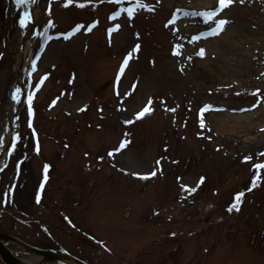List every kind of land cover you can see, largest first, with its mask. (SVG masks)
<instances>
[{
	"label": "rangeland",
	"instance_id": "rangeland-1",
	"mask_svg": "<svg viewBox=\"0 0 264 264\" xmlns=\"http://www.w3.org/2000/svg\"><path fill=\"white\" fill-rule=\"evenodd\" d=\"M34 1L0 0V231L91 264H264V167H253L264 164V0H234L207 21L199 13L219 0H140L155 10L114 19L136 0ZM32 8L21 102L13 95L29 22L20 19ZM220 18L228 23L218 35L193 39ZM76 24L84 27L63 35ZM149 97L153 111L135 118ZM206 104L214 107L201 113ZM210 112L245 115L249 129L221 128ZM201 177L196 192L182 191ZM238 192L239 211L229 212Z\"/></svg>",
	"mask_w": 264,
	"mask_h": 264
},
{
	"label": "snow or ice",
	"instance_id": "snow-or-ice-1",
	"mask_svg": "<svg viewBox=\"0 0 264 264\" xmlns=\"http://www.w3.org/2000/svg\"><path fill=\"white\" fill-rule=\"evenodd\" d=\"M30 0H15V3L17 6L19 5H23V4H27L29 3ZM73 2V0H65V3L66 4H71ZM115 3H117L118 5L121 4V0H114ZM234 2V0H219L218 2V7H215L213 9H210V10H203L199 13V15L201 17H203L206 21L207 20H213L217 14H219L224 8H226L228 5L232 4ZM241 3H243V0H240ZM81 6H83V4H81ZM139 8H149L150 10L154 11L155 9H151L150 8V5L148 4H142L140 2V0H136L135 3H129L128 4V7L126 9H124L123 7L120 8V10L118 11H114L113 13L110 14V19H114L116 17H118L120 14H121V11H126L127 12V15L128 17H131L133 16L134 14V10L136 9H139ZM31 19V14L29 11H24L23 12V15L21 16V19H20V23L21 25H25L29 20ZM175 20H176V16H175V13L173 14L172 18L169 19L168 21H166V24L165 26L169 25V24H173L175 23ZM49 23L51 24L52 21H49ZM99 21L96 20V21H93L92 24L88 25L87 26V29L86 30H91L92 27H94L96 24H98ZM228 21L226 18H220V19H215L214 20V26L210 27L208 29L207 32H202L200 33L199 35L193 37V39H199L201 36H206V35H218L220 31L223 30V27L225 24H227ZM82 27H84L83 24H76L72 29L69 30V32L67 33H64L63 35H65L66 37H70L72 36L75 32H77L78 30H80ZM117 29L120 27V25H116L115 26ZM109 33H111L113 31L112 28H110L109 30ZM137 36H139L140 34L139 33H136ZM182 45L180 44H177L175 45V47L173 48V52L175 53L177 49L181 48ZM140 48V44L137 43L133 49H131L124 57L123 61L121 62L120 66H119V69H118V72H117V75H116V82L118 84V82L120 81V78H121V74H123L125 72V68L126 66L129 64V60L130 58H132L133 56V52H136L138 51ZM198 55L200 56H203L205 55V50L203 48H200L199 49V52H198ZM189 59H191V57H189ZM154 62V61H153ZM32 65H33V69H35V65H36V61H32ZM48 74H45V76H47ZM43 79L44 78H41L40 82H38L35 87L38 89L40 88L41 84L43 83ZM134 88H135V85H134ZM133 88V90H134ZM21 92V89L19 87L16 88L15 90V94L13 95V99H16L18 100L19 99V93ZM255 92L256 93H259L260 92V89H255ZM117 95H119V91L117 90ZM125 96L127 95H130L129 92H126L124 94ZM32 99H33V96L31 93H29L28 95V111H29V115L31 116L33 114V108H32ZM58 99V98H57ZM152 97H149L148 99V104L142 108L140 111L136 112L135 113V118H142L146 113H150L153 111V109L151 107H149L148 105H151L152 103ZM262 100H264V97H261ZM260 101H258L257 103H259ZM56 103V99H54L52 101V104H55ZM255 106V105H253ZM85 108L87 107V105L84 106ZM166 107V105H165ZM214 106L213 105H210V104H206L203 106V108L201 109V113H203L204 110L206 109H211L213 108ZM80 110V109H78ZM172 111H175V109H171ZM133 120H126L124 121V123L126 124H130L132 123ZM29 124L31 126V121H29ZM200 126L203 128L205 126V121L204 119H201L200 120ZM17 141L20 139V136L19 134L17 133L16 134V138H15ZM210 139V137H209ZM0 143H3V138H0ZM126 146V142L125 141H122L121 144L119 145V147L115 148V149H112L110 150L109 152V155L111 156L112 155V152H119L122 148H124ZM219 148V146H217ZM15 148V141H13L12 143V148L9 149L8 151H12L13 149ZM38 150V149H37ZM251 157H244L245 160H248L250 159ZM102 159V158H101ZM157 164H160V161L157 160L156 162ZM45 171H47L48 167H50L49 165L45 164ZM253 167L259 169L261 167H264V164H254ZM259 173H257L258 175ZM134 175H143L145 178H147V176H150V175H155V171L153 172H150V173H147V174H139V173H134ZM179 179V178H178ZM205 178L204 177H201L200 178V181L195 185V186H189L187 184H183L182 185V191L185 190V189H188L190 193H194L197 191V189L199 188L200 186V183L203 182ZM256 179L257 177L254 176L253 177V181H252V186L255 187L256 186ZM250 189H246L245 191H248ZM243 196V192H238L235 194V197L236 199H234V201L232 203L229 204L228 206V211L231 212L233 210H236V211H239V205L240 203L242 202L240 200V197ZM5 201L4 202H7V193L5 194ZM183 198V197H182ZM37 199L39 200V196L37 197ZM101 243H103L101 241Z\"/></svg>",
	"mask_w": 264,
	"mask_h": 264
},
{
	"label": "water",
	"instance_id": "water-1",
	"mask_svg": "<svg viewBox=\"0 0 264 264\" xmlns=\"http://www.w3.org/2000/svg\"><path fill=\"white\" fill-rule=\"evenodd\" d=\"M33 28V25L31 26ZM22 47H21V51L22 52ZM19 73V69L17 74ZM16 120V117H14L12 119L11 122V132H10V136L13 137V124L14 121ZM0 238L5 240V241H13L16 242L18 244H20L21 246H23L27 251L34 253L35 255H40V260L38 263L36 264H47L48 262H53V261H60V262H65L68 264H88L85 261H82L76 257H73L71 255L65 254V253H61V252H57V251H53L51 249H44V248H39L36 246H32L26 242H24L23 240L10 235V234H6V233H2L0 232ZM0 260H2L3 262H5L6 264H25L23 262H21L20 260L16 259V257L13 256V254L6 249V247L3 245V242L0 241Z\"/></svg>",
	"mask_w": 264,
	"mask_h": 264
},
{
	"label": "bare ground",
	"instance_id": "bare-ground-1",
	"mask_svg": "<svg viewBox=\"0 0 264 264\" xmlns=\"http://www.w3.org/2000/svg\"><path fill=\"white\" fill-rule=\"evenodd\" d=\"M183 3V2H182ZM30 14H31V19L28 21L29 23H33V21H34V19H35V15H36V11H35V9H34V11H33V8L32 9H30ZM28 34L29 33H25L24 34V38L21 40V42L20 43H22L23 44V51L19 54V58H18V66H19V76L21 77V71H20V69L22 68V66H23V64H24V60H25V51L27 50V48H28V46H29V37H28ZM220 39V37H217L215 40L217 41V40H219ZM211 42H207V43H205V44H207V45H211L210 44ZM202 65H205V66H207V67H209L211 70L212 69H215V68H218L217 66L216 67H214V66H212L211 65V61H209L208 59H204L203 60V62H202ZM207 116H209V118L210 119H212L213 121H215L217 124H218V126H220L221 128H237V129H239V128H243L242 130H246V129H249V128H245L246 127V123H248V122H244V121H242L241 119H243V120H247V118H244L245 117V115H239V114H223L222 112H210V113H208V115ZM246 116H248V117H250L251 115L249 114V115H246ZM243 117V118H242ZM248 121V120H247ZM233 130V129H232ZM17 259H19V260H21L22 262H24V263H27V264H32L33 263V261H35V257H30V258H25V257H19V258H17Z\"/></svg>",
	"mask_w": 264,
	"mask_h": 264
}]
</instances>
